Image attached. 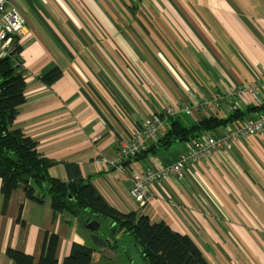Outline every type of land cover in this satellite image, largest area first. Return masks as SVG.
<instances>
[{
	"label": "crops",
	"instance_id": "crops-1",
	"mask_svg": "<svg viewBox=\"0 0 264 264\" xmlns=\"http://www.w3.org/2000/svg\"><path fill=\"white\" fill-rule=\"evenodd\" d=\"M11 2L26 18L18 36L28 84L15 122L43 155L57 161L50 173L68 181L66 162L78 164L111 206L188 234L209 264H264V132L240 137L186 167L182 176L152 184L146 204L128 194V169L175 161L192 141L176 139L167 147L150 141L125 174L95 163L98 157L114 159L120 143L153 112L172 103L193 105L223 87L256 84L259 91L242 89L216 110L176 117L191 125L208 112L227 117L240 107L248 111L244 117L259 113L264 0ZM55 66L62 76L43 82L40 76ZM171 123L164 122L159 138ZM3 207L0 189V264H16L9 249L31 254L36 264L49 231L58 234L56 258L62 264L73 242L93 245L103 224L91 231L69 212L54 216L48 197L37 202L21 189ZM107 233L106 223L98 234ZM115 238L117 246L93 250L94 264L144 263L130 235Z\"/></svg>",
	"mask_w": 264,
	"mask_h": 264
},
{
	"label": "trees",
	"instance_id": "trees-1",
	"mask_svg": "<svg viewBox=\"0 0 264 264\" xmlns=\"http://www.w3.org/2000/svg\"><path fill=\"white\" fill-rule=\"evenodd\" d=\"M12 40L13 55L0 57V189L4 196V210L12 192L21 189L26 198L37 202H43L48 197L54 216L69 212L78 216L84 225L91 220L107 223V236L94 234L93 245L73 242L62 264H94L93 250L96 247L117 246L115 236L119 233L130 235L136 242L144 257L142 264H209L202 250L188 234L174 230L165 221L154 222L150 216L138 211L122 212L111 206L91 179L83 178L78 164L66 162L68 181L50 173V168L57 161L43 155L37 148V142L16 126V117L26 101L28 79L21 57L19 36L14 35ZM62 73V68L55 66L41 75L40 79L51 83L60 78ZM260 106L264 110V102ZM239 109L227 117L208 112L191 125H186L178 117H172L170 129L157 142L159 146L167 147L176 139L194 141L199 136L218 131L234 119L247 115V110ZM17 219L24 223L21 211ZM57 245L58 234L47 232L42 254L36 264H59L56 258ZM8 254L16 264H34L35 261L34 256L20 250L9 249Z\"/></svg>",
	"mask_w": 264,
	"mask_h": 264
},
{
	"label": "built area",
	"instance_id": "built-area-1",
	"mask_svg": "<svg viewBox=\"0 0 264 264\" xmlns=\"http://www.w3.org/2000/svg\"><path fill=\"white\" fill-rule=\"evenodd\" d=\"M0 14V57H5L9 56L14 49V42L10 37L18 34L22 30L25 18L12 4L11 0H0ZM242 89L249 90L253 93L259 91L256 84L245 85L240 88L233 87L228 89L223 87L222 91L215 93L212 98L203 96L193 105L183 102V104L169 106L164 111L153 114L136 130L132 138L123 140L120 143L117 156L114 159L109 160L98 157L95 159V163L113 168L122 174L127 173L126 170L130 168L128 166H133L134 162L127 166L123 165V162L137 157L146 149L148 142H157L159 140L160 128L165 121L182 113L191 115L194 111H204L208 107L211 110H216L223 98L229 94L236 95ZM250 115L235 120L220 131L208 133L204 137L195 138L187 148V151L180 154L175 161H170L163 165L159 163L145 169L131 166L132 169H128V179L130 180L128 194L138 204H146L151 198L150 188L152 184L167 180L171 177L182 176L186 167L199 162L212 151H219L225 147H229L240 137H250L264 132V110H261L255 115Z\"/></svg>",
	"mask_w": 264,
	"mask_h": 264
},
{
	"label": "rangeland",
	"instance_id": "rangeland-1",
	"mask_svg": "<svg viewBox=\"0 0 264 264\" xmlns=\"http://www.w3.org/2000/svg\"><path fill=\"white\" fill-rule=\"evenodd\" d=\"M22 16L25 18V16L22 14ZM0 17H1V14H0ZM23 24V23H22ZM25 24H26V18H25V23H24V26H25ZM0 33H1V29H0ZM62 76V75H61ZM59 79V78H58ZM57 79V80H58ZM56 81V80H55ZM55 81H52L51 83H53V82H55ZM178 104H181V103H172V104H170V105H167V106H165L164 107V109L162 110V111H164L167 107H169V106H177ZM157 113V112H156ZM153 114H155V112H153ZM152 114V115H153ZM183 114H185L186 115V113H183ZM151 115V116H152ZM151 116H148L147 118H149V117H151ZM185 117H187V116H185ZM184 117V118H185ZM146 118V119H147ZM189 118V117H188ZM146 119H144V121L146 120ZM186 119V118H185ZM144 121H142L141 122V124L140 125H143V123H144ZM178 152H174L173 153V155L175 156L176 154H177ZM129 165V164H128ZM105 229H106V223L105 222H103V224H102V226H101V228L99 229V231H98V233H101V232H103V231H105ZM124 233H120V236H122Z\"/></svg>",
	"mask_w": 264,
	"mask_h": 264
},
{
	"label": "water",
	"instance_id": "water-1",
	"mask_svg": "<svg viewBox=\"0 0 264 264\" xmlns=\"http://www.w3.org/2000/svg\"><path fill=\"white\" fill-rule=\"evenodd\" d=\"M132 162V159H128L123 162V165H128ZM79 185V183L77 184ZM101 223L97 220H91L86 224V227L90 229L91 231H97L100 228Z\"/></svg>",
	"mask_w": 264,
	"mask_h": 264
},
{
	"label": "bare ground",
	"instance_id": "bare-ground-1",
	"mask_svg": "<svg viewBox=\"0 0 264 264\" xmlns=\"http://www.w3.org/2000/svg\"><path fill=\"white\" fill-rule=\"evenodd\" d=\"M18 35V34H17ZM11 39L13 38V36L12 37H10ZM13 52H14V49L12 50V52L10 53V55L9 56H11V55H13ZM26 76H27V74H26Z\"/></svg>",
	"mask_w": 264,
	"mask_h": 264
},
{
	"label": "flooded vegetation",
	"instance_id": "flooded-vegetation-1",
	"mask_svg": "<svg viewBox=\"0 0 264 264\" xmlns=\"http://www.w3.org/2000/svg\"><path fill=\"white\" fill-rule=\"evenodd\" d=\"M169 120H171V119H169ZM119 148V147H118ZM126 161V160H125ZM127 166V165H126Z\"/></svg>",
	"mask_w": 264,
	"mask_h": 264
}]
</instances>
